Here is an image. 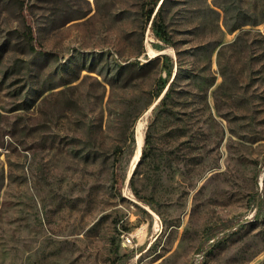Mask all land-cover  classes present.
Returning <instances> with one entry per match:
<instances>
[{"label":"rangeland","instance_id":"1","mask_svg":"<svg viewBox=\"0 0 264 264\" xmlns=\"http://www.w3.org/2000/svg\"><path fill=\"white\" fill-rule=\"evenodd\" d=\"M257 196L264 0H0V264H264Z\"/></svg>","mask_w":264,"mask_h":264},{"label":"trees","instance_id":"2","mask_svg":"<svg viewBox=\"0 0 264 264\" xmlns=\"http://www.w3.org/2000/svg\"><path fill=\"white\" fill-rule=\"evenodd\" d=\"M156 4L157 3H155V5ZM161 15H162L161 8L159 7L156 10L155 7H153L149 11V20H151L152 17H153L152 23H153L155 29L158 31V33H161L160 37L165 39L167 37V34H165L166 32H165L164 27H163V20H162V16ZM29 44H31V42H29ZM31 47H33V46H31ZM38 53L43 55V56L46 55L45 53H43L41 51L38 52ZM168 96H169V91H167L165 93L164 98H162L160 100V105H159L160 109L163 108V106L165 105V102H166V99L168 98ZM149 145H150V136L148 134L147 137H146V140H145L144 147L142 149V156H141L140 162L144 158L149 156V148H150ZM118 179L121 180L120 176L118 177ZM256 203H257V209H256V214H255V220L260 218L263 215V213H264V203L260 199L259 196H257ZM244 224H245L244 221H240V222H236V223H232V224H227L225 232H223L220 235H214L213 232H207L206 238L203 240V243L198 248V252L196 254V257L197 256H200L202 258L205 257L207 255V253H210L211 250L215 248L216 245H219L220 243H222L228 237L229 234L227 235V233H229V232H231L233 230H237V229L241 228ZM116 255H117V253H116Z\"/></svg>","mask_w":264,"mask_h":264},{"label":"water","instance_id":"3","mask_svg":"<svg viewBox=\"0 0 264 264\" xmlns=\"http://www.w3.org/2000/svg\"><path fill=\"white\" fill-rule=\"evenodd\" d=\"M140 161V160H139ZM139 163V162H138Z\"/></svg>","mask_w":264,"mask_h":264}]
</instances>
